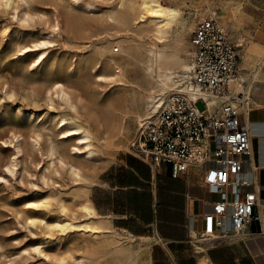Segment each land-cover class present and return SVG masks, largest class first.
<instances>
[{
  "label": "rangeland",
  "instance_id": "obj_1",
  "mask_svg": "<svg viewBox=\"0 0 264 264\" xmlns=\"http://www.w3.org/2000/svg\"><path fill=\"white\" fill-rule=\"evenodd\" d=\"M81 3H92L94 8L88 10L73 0H0V264H129L130 257L134 260L133 240L109 226L104 235L95 236L83 227L62 231L57 224L90 221L83 217L81 204L90 197L93 184L119 154L133 156L138 117L150 110L157 97L167 96L174 82L165 93H148L156 85L150 52L154 32L147 35L153 23L141 32L147 25L124 22L125 9L118 0ZM164 3L178 7L186 23L184 28L181 21L174 24L165 41L157 44L169 56L170 67L184 61L190 65L191 34L199 21L214 16L229 28L230 40L243 45L241 75H251L245 57L253 55L252 67L264 54V7L252 0ZM128 48L137 54L124 62L122 70L109 66L111 57L126 55ZM173 71V77L186 72L180 67ZM251 97V109L264 103V80L254 85ZM118 98L128 102L112 108L111 100ZM197 107L205 109L201 102ZM108 109L113 121L123 119L111 134L128 135L123 143L130 150L107 140L93 120L104 123ZM89 117L90 123H83ZM62 118L69 128L83 124L94 132V158L73 154L76 141L61 139Z\"/></svg>",
  "mask_w": 264,
  "mask_h": 264
},
{
  "label": "built area",
  "instance_id": "obj_2",
  "mask_svg": "<svg viewBox=\"0 0 264 264\" xmlns=\"http://www.w3.org/2000/svg\"><path fill=\"white\" fill-rule=\"evenodd\" d=\"M190 45L189 70L174 76V87L140 120L133 156L152 168H168L173 179L201 169L204 187L221 197L202 217L205 238L229 231L248 237L254 226L264 233L260 187L244 177L254 155L247 124L251 102L247 93L230 89L240 77L242 45L230 40L214 16L196 24Z\"/></svg>",
  "mask_w": 264,
  "mask_h": 264
},
{
  "label": "crops",
  "instance_id": "obj_3",
  "mask_svg": "<svg viewBox=\"0 0 264 264\" xmlns=\"http://www.w3.org/2000/svg\"><path fill=\"white\" fill-rule=\"evenodd\" d=\"M252 2L264 7V0ZM251 57V53L245 57L251 75L240 73L250 102L254 85L264 80V54L252 67ZM247 124L254 155L245 165L244 177L260 187L264 230V103L251 109ZM220 198L204 187L199 168L173 179L166 167L155 169L135 156L119 154L93 184L89 200L107 230L135 237L134 260L129 264H264V233L259 226L248 237L229 231L205 238L202 217L213 212Z\"/></svg>",
  "mask_w": 264,
  "mask_h": 264
},
{
  "label": "bare ground",
  "instance_id": "obj_4",
  "mask_svg": "<svg viewBox=\"0 0 264 264\" xmlns=\"http://www.w3.org/2000/svg\"><path fill=\"white\" fill-rule=\"evenodd\" d=\"M73 1L79 5H84L88 10H92L94 8L92 3L82 4L81 0H73ZM164 1L165 0H118V5L121 8L123 7L125 9L123 13V17H122V20L124 22H127L128 24H134V25H139V24L147 25L146 27L140 30L141 32H147L148 31L147 27L149 28V25L151 23L154 24V27L150 28L151 30L147 32V35L150 32H154V35H153L154 39L151 38L150 40L151 46H152V48L150 49V52L153 53V59L156 65L155 67L156 77L154 78V80L156 81V85L152 88L151 91L148 92L150 93V95H152V93L157 92V90H159L162 93H165L166 89L169 87V83L174 82L173 78L175 77H173L174 75L173 69L180 67L182 71L189 70V66L187 65V62L185 61L177 63L178 64L177 67H170L168 65L169 56L167 57V55L163 54L157 47L158 43L161 44L163 41H165L164 38L166 34L168 33V31L172 28V26L178 23L179 21H181L182 19L181 17L182 11L178 7H172V6L166 5ZM185 21H187V19ZM181 26L183 28L186 27V23H184L183 21L181 23ZM125 42L126 41L124 40L122 43H125ZM23 50L26 51L27 49H23ZM136 54H137L136 49L128 48L126 51V55H123L121 57H111L108 60V64L111 67L116 66L117 68L122 70V65L124 64V62L132 59ZM120 70L118 72H120ZM244 83H245V78L243 76H240L237 82V86L233 91L235 92V91H240L241 89H244ZM243 92L247 93L249 96V93L247 90H244ZM150 97L152 98V96ZM118 99L119 100H115V99L111 100L110 105L112 108H116V107L121 108L123 104L128 102L126 98H123V99L118 98ZM161 99L163 100L164 98H161ZM148 113H149V109H145L144 114H142V116L148 115ZM110 115H111V110L108 109L107 114H105L104 123L102 122L103 120L101 119L100 120L97 118L93 119L90 117H89V120L84 119L83 123L89 124L90 119L95 120V123L99 127H101V129L103 130L101 134L103 136L105 135V138L107 140L111 139V141H117L121 143V145L126 150H130L129 146L123 143L124 139L128 138V135H126L125 137H119V136H114L111 134L115 132L117 127L120 128L123 125V119L118 118L115 121H113ZM142 116L138 118L141 119ZM114 122H116L117 124ZM59 125H60L59 126L60 128H65L64 131L61 133V136H62L61 139L63 140L73 139L76 141L77 146L72 148L73 154H76V155L86 154L88 156L87 158H94V152L91 150V147H92V140L95 139L96 137L93 135L94 133L93 131L92 133L89 128L83 127V124L78 125L77 127L69 128V122L65 118H62L60 120ZM104 125L107 126L105 130H104ZM71 169L73 171L75 170L76 172L78 170L72 165H71ZM81 213L84 218H87L90 221H87L86 223H83L81 225L80 224L76 225L75 222H73V219H70L68 221L58 223L57 228H59L62 231H66V230L75 229L77 227H83L89 232H91L92 235H95V236H101L106 233L105 231L107 230V227L104 225L102 218L98 215L96 208L93 206L89 198L86 199L81 204ZM131 258L132 257H130L129 259L130 261L132 260Z\"/></svg>",
  "mask_w": 264,
  "mask_h": 264
},
{
  "label": "snow or ice",
  "instance_id": "obj_5",
  "mask_svg": "<svg viewBox=\"0 0 264 264\" xmlns=\"http://www.w3.org/2000/svg\"><path fill=\"white\" fill-rule=\"evenodd\" d=\"M29 223H31V221H29Z\"/></svg>",
  "mask_w": 264,
  "mask_h": 264
}]
</instances>
